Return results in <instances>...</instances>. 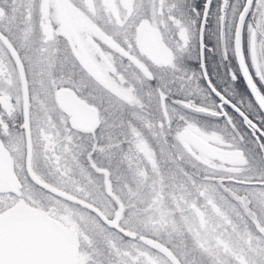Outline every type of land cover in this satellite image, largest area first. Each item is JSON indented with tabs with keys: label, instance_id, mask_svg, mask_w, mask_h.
<instances>
[{
	"label": "snow or ice",
	"instance_id": "snow-or-ice-1",
	"mask_svg": "<svg viewBox=\"0 0 264 264\" xmlns=\"http://www.w3.org/2000/svg\"><path fill=\"white\" fill-rule=\"evenodd\" d=\"M72 3L98 46L89 57L58 0L0 5V213L73 222L90 238L79 264H264V0ZM145 29L166 62L137 46ZM213 40L223 84L203 63ZM193 54L199 73L183 64ZM238 79L251 99L230 95ZM63 88L95 110L91 127L59 106ZM193 127L230 155L203 156L186 140ZM147 136L161 146L151 175L131 163Z\"/></svg>",
	"mask_w": 264,
	"mask_h": 264
},
{
	"label": "water",
	"instance_id": "water-1",
	"mask_svg": "<svg viewBox=\"0 0 264 264\" xmlns=\"http://www.w3.org/2000/svg\"><path fill=\"white\" fill-rule=\"evenodd\" d=\"M58 2L63 6L60 20L66 34L84 30L77 17L79 10L74 4L70 0ZM198 65L201 70L199 59ZM204 83L207 86V82ZM244 84L247 89L246 82ZM58 103L81 128L87 129L95 122V110L70 88L60 90ZM185 137L200 151L215 156L213 147L191 129ZM0 224L4 225V231L0 233V260L11 264H75L78 247L76 232L55 217L47 213L39 215L37 210L25 213L13 207L0 213Z\"/></svg>",
	"mask_w": 264,
	"mask_h": 264
},
{
	"label": "rangeland",
	"instance_id": "rangeland-1",
	"mask_svg": "<svg viewBox=\"0 0 264 264\" xmlns=\"http://www.w3.org/2000/svg\"><path fill=\"white\" fill-rule=\"evenodd\" d=\"M11 2H12V0H11ZM72 37H73L72 42L79 45L80 52L85 57H89L92 55L91 49L88 47L89 45H91L92 48H98V46L95 45V43L93 41H91L90 37H87V38L81 37L80 33H76ZM135 40H136L137 46L141 49V51L143 53H145V54L149 55L150 57H152L153 59L157 60V62H166L163 58V55H162L163 45L161 44V42L159 40V34L158 33L154 32L151 29H145V30L138 32L137 36L135 37ZM215 43H216L215 40H213L212 44H210L208 46L209 50L207 52V57H208L207 60H209L211 63L208 61L207 64L210 63V66L212 64V61L216 60V57L218 58L217 60L220 59L221 64L225 63V61L222 60L221 55H220L218 50H217L216 54L214 52H212L213 46L215 45ZM199 133L201 134L200 129H199ZM201 136H203V135L201 134ZM203 137L205 140L208 141V143L210 142L209 144L214 145V147L216 148L217 152H216L215 157L227 158L230 155L229 153H225L222 148L216 147V144L220 143V141H216L212 137H205V136H203ZM152 142L156 143L152 139L151 136H147V138H144L143 139L144 147L136 149L137 156L140 158L133 157L131 159V163L133 164V166L140 165L141 168L143 169L145 164H146L147 168L145 170H146L147 175L152 174L151 165L154 163H157L155 161L157 159V155H158L159 159L161 157L157 153L156 149L153 148ZM124 147L127 148V145H125ZM157 147H158L159 152H161V146L159 145ZM152 151H155L156 155H154L152 153ZM164 159H166V158H164ZM100 160L103 164L107 165L108 161L106 159L101 157ZM117 162H118L117 159L113 160V166H115ZM162 163L163 162H161L159 164V170H160L161 174H163L165 177H168V176H166V174L170 175V177H171V175H172V172L170 170L171 167L169 168V165L167 163H165L163 170H162V166H163ZM121 172H125V174H126V166L125 165L123 167L121 166ZM166 182L170 183V180L166 181ZM166 191H167V189H166ZM58 220H60V219H58ZM63 223L66 224L67 226L71 227L76 232L77 240H78V244H77L78 247H77V255H76L75 264H79L81 257H83L87 254L85 245H88L90 243V238L88 235H86L85 233L79 231L76 227H74L73 222L65 220V221H63Z\"/></svg>",
	"mask_w": 264,
	"mask_h": 264
},
{
	"label": "flooded vegetation",
	"instance_id": "flooded-vegetation-1",
	"mask_svg": "<svg viewBox=\"0 0 264 264\" xmlns=\"http://www.w3.org/2000/svg\"><path fill=\"white\" fill-rule=\"evenodd\" d=\"M83 30H76L72 35H70L71 37L73 36V35H75L76 33H81ZM204 63H205V61H204ZM226 63V62H225ZM225 63L224 64H221V61H219V62H216L215 63V61H213L212 62V64H211V66L209 65V66H207L208 67V69H210L211 70V75H212V77H213V79H215L216 78V81L218 82V81H220L221 80V77H223V74L225 73V71H226V69H225ZM206 64V63H205ZM224 66V67H223ZM198 68H199V65H198ZM217 69H220V70H222V72H220V73H217ZM234 69V68H233ZM232 69V71H234ZM199 72H200V68H199ZM203 83H204V81H203ZM242 86H243V88H244V90L246 89V87H245V84H244V82H242ZM230 95H234L235 97H237V98H244V97H247V98H251V96L249 95V93L248 92H241V90L239 89V88H235L234 87V85L232 84L231 85V93H230ZM80 98V97H79ZM59 106H60V104H59ZM61 107V106H60ZM62 108V107H61ZM63 109V108H62ZM64 110V109H63ZM65 111V110H64ZM66 112V111H65ZM70 116V115H69ZM191 130L192 131H194L198 136H200V137H202V138H204L203 136H201V134L199 133V128H196V127H193V128H191ZM207 141V140H206ZM208 142V141H207ZM210 143V142H209ZM152 144H153V148L154 149H156V151H157V153L161 156V152H159V150H158V147L157 146H159L157 143H154V142H152ZM192 145V144H191ZM210 145H212V144H210ZM192 147H194V148H196L195 146H193L192 145ZM212 147H213V149H214V151H215V156H216V152H217V150H216V148L214 147V145H212ZM197 149V148H196ZM198 151H200L199 149H197ZM204 156H207V157H212V156H209V155H207V154H205L204 152H202V151H200ZM149 153V152H148ZM152 153L154 154V155H156V153H155V151H152ZM194 155H195V153H193ZM215 156H213V157H215ZM118 158L119 157H117V160H118ZM158 155H157V159L155 160L156 162L158 161ZM168 165H169V168L171 167V172H172V174L175 172V166L174 165H172V164H170V163H167ZM162 170H163V167H164V165H165V162H163L162 163ZM169 170V171H170ZM166 176H168V177H170V175H167L166 174Z\"/></svg>",
	"mask_w": 264,
	"mask_h": 264
},
{
	"label": "trees",
	"instance_id": "trees-1",
	"mask_svg": "<svg viewBox=\"0 0 264 264\" xmlns=\"http://www.w3.org/2000/svg\"><path fill=\"white\" fill-rule=\"evenodd\" d=\"M11 3H12L11 0H9V5H11ZM0 5H2V0H0ZM5 7H7V6H5ZM214 46H215V45H214ZM214 46H213V48H214ZM212 52H214V53L216 54L217 50H216V51H213V50H212ZM207 59H208V57H207V53H206V58H205L204 61H205L206 65L209 66L211 62H210L209 60H207ZM217 59H218V58L216 57L215 63L218 62V61H220V59H219V60H217ZM208 61L210 62L209 64H207ZM213 61H214V60H213ZM213 61H212V62H213ZM183 64H184V67H185L186 69H188V70H190V71H192V72H195V73H199L198 59L196 58L195 54H193V56H192L191 58H186V59L183 61ZM233 70L235 71V68H234ZM220 72H222V70L217 69V73H220ZM215 80H216V78H215ZM216 82H217V81H216ZM222 82L224 83V80H223L222 77H221V80L218 81L217 83L223 84ZM233 85H234L235 88H239V89L241 90V92H245V90H244V88H243V86H242V81H241V80H239V79L236 80V81L233 83ZM200 86H201V88L207 90V86L205 85V83H203V81L201 82ZM230 93H231V92H230ZM203 99H204L203 96H197V97H196V103H200V102H202ZM250 99H251V98H250ZM125 111H129V110L126 109ZM199 120H200V123H201L202 125H207V126H210V125H213V124L218 123L217 121L212 120V119H209V118H206V117H200ZM121 166L123 167L124 165H121Z\"/></svg>",
	"mask_w": 264,
	"mask_h": 264
}]
</instances>
